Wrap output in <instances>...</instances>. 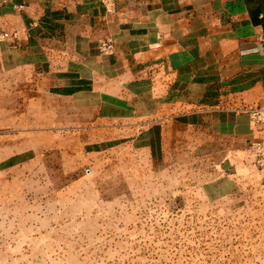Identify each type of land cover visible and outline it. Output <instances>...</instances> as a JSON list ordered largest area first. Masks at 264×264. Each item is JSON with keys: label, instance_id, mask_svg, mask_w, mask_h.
I'll return each mask as SVG.
<instances>
[{"label": "crops", "instance_id": "obj_1", "mask_svg": "<svg viewBox=\"0 0 264 264\" xmlns=\"http://www.w3.org/2000/svg\"><path fill=\"white\" fill-rule=\"evenodd\" d=\"M1 32L16 39L0 40V134L24 117H126L134 151L162 171L213 176L206 200L242 183L264 138L249 113L264 108V0H0ZM105 177L117 185L119 161Z\"/></svg>", "mask_w": 264, "mask_h": 264}, {"label": "rangeland", "instance_id": "obj_2", "mask_svg": "<svg viewBox=\"0 0 264 264\" xmlns=\"http://www.w3.org/2000/svg\"><path fill=\"white\" fill-rule=\"evenodd\" d=\"M17 121L0 134V264H264V170L206 200L213 176L162 171L126 117ZM112 160L115 186L96 178Z\"/></svg>", "mask_w": 264, "mask_h": 264}, {"label": "built area", "instance_id": "obj_3", "mask_svg": "<svg viewBox=\"0 0 264 264\" xmlns=\"http://www.w3.org/2000/svg\"><path fill=\"white\" fill-rule=\"evenodd\" d=\"M6 38L16 39V34L1 32L0 40ZM99 51L102 54H113L114 45L110 40H104L100 43ZM249 113L255 126H264V108L256 107L251 109ZM247 154L253 167L258 170H264V138L250 141L247 146Z\"/></svg>", "mask_w": 264, "mask_h": 264}]
</instances>
